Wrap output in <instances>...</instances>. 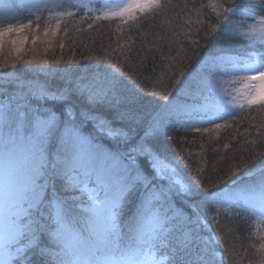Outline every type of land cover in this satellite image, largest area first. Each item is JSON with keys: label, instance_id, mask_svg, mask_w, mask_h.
Wrapping results in <instances>:
<instances>
[{"label": "snow or ice", "instance_id": "snow-or-ice-1", "mask_svg": "<svg viewBox=\"0 0 264 264\" xmlns=\"http://www.w3.org/2000/svg\"><path fill=\"white\" fill-rule=\"evenodd\" d=\"M19 7L16 0H0V14ZM154 7H162L159 0H127L109 14ZM245 7L264 14V0ZM225 21L231 23L228 16ZM27 26L9 23L0 43ZM241 35L259 46L249 44L247 59L231 70L253 73L243 77L252 89L247 104L264 110V26L249 25ZM224 59L205 61L188 90H208L210 98ZM108 64L86 77L29 86L20 96L0 93L7 99L0 106V264H162L158 252L168 264H214L213 241L200 236L201 209L228 204L264 216V170L227 192L199 179L178 186L176 169L165 163L166 146L153 143L167 127L166 114L148 113L125 84L127 73ZM163 99L167 109L169 96Z\"/></svg>", "mask_w": 264, "mask_h": 264}, {"label": "trees", "instance_id": "trees-1", "mask_svg": "<svg viewBox=\"0 0 264 264\" xmlns=\"http://www.w3.org/2000/svg\"><path fill=\"white\" fill-rule=\"evenodd\" d=\"M159 2L162 7L123 17H102L98 12L78 9L59 37L62 45L56 40L50 49L36 53L32 66L39 63L44 69L35 66L36 70L32 67L34 71L26 70L25 75L40 83L63 82L65 78L86 77L111 62L127 73L122 77L125 84L138 93L146 111L152 113L158 112L166 103L163 97L170 98L180 79L204 55L248 51L250 39L231 36L229 31L240 13L249 11L245 5L250 0ZM230 7L239 11L226 12ZM214 37H219L215 44ZM8 62L6 69H20L16 59L9 58ZM0 79L6 80L4 85L11 89L16 87L18 77ZM165 122L164 133L153 143L166 146L165 163L176 169L178 186L187 187L189 180L199 179L211 190L229 189L254 180L252 173L264 167V110L259 105L233 110L220 119L173 116ZM217 123L223 127L217 129ZM201 215L200 236L213 241L214 264L264 261L261 215L228 204L206 206ZM157 254L162 264H168L166 254Z\"/></svg>", "mask_w": 264, "mask_h": 264}, {"label": "rangeland", "instance_id": "rangeland-1", "mask_svg": "<svg viewBox=\"0 0 264 264\" xmlns=\"http://www.w3.org/2000/svg\"><path fill=\"white\" fill-rule=\"evenodd\" d=\"M126 2L127 0H16V3L23 5V7L17 8L13 13L8 15L0 14V30L5 28L9 23L17 28L21 24L28 26L20 32H13L3 37L2 43H0V78L18 77L16 80L17 84H15L16 87L11 89L7 85H4L3 82L7 83L6 80L0 79V93L7 91L11 96L16 97L23 95L29 86L34 88L43 87L44 82L40 83V80L32 78L28 73L26 76L25 71H34L31 69L32 67L34 69L36 67L44 69L39 63L34 64L36 67L32 66L36 61V53L46 48L50 49L51 43H54L56 40L62 45L59 37H61L60 35L64 31L66 22L75 17L78 9L98 12L102 17H112L114 15H110V11L116 5ZM32 5H38V7H31ZM68 13H71V15ZM262 20H264V14L244 10L236 21H233L234 24L229 33L231 36L239 37L241 33L248 31L249 25H254L257 28L264 26L261 24ZM46 30L47 35L45 34ZM13 40L16 41L15 44L12 43ZM250 41L253 46H259L258 42ZM246 52L227 50L220 51L215 55H204L196 66L189 69L180 81L178 80L179 82L169 98V101H171L169 107L164 109L163 106L168 103L166 101L158 112H164L167 120L173 116L220 119L226 114L232 113L233 110H240L247 106L246 98L252 89L243 77L253 73L242 71L234 73L231 70L234 62L247 59ZM217 55L225 57L220 62L221 67L225 71L224 74L216 77V82L212 85L211 97H208V90H204L203 94L189 91L187 84L198 76L205 61ZM9 58L16 59L20 67L19 70L6 69L7 64L10 63L8 62ZM254 59L255 57L253 56L249 62H253ZM181 83L184 84V87H181ZM5 103H7L6 97L0 96V106ZM2 111L3 109L0 107V113ZM0 128H2V122H0ZM2 153L3 140L2 136H0V155ZM262 170H264V167L252 173L254 180L260 177ZM231 189L224 190L227 192ZM260 220L264 222V216H261ZM219 253L221 254V252ZM156 259L162 260L158 254H156Z\"/></svg>", "mask_w": 264, "mask_h": 264}]
</instances>
